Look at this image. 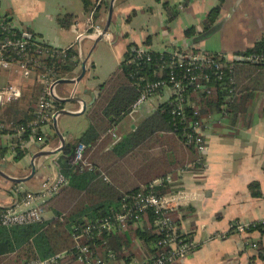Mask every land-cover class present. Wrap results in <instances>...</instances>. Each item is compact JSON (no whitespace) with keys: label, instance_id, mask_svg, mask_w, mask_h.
<instances>
[{"label":"crops","instance_id":"crops-1","mask_svg":"<svg viewBox=\"0 0 264 264\" xmlns=\"http://www.w3.org/2000/svg\"><path fill=\"white\" fill-rule=\"evenodd\" d=\"M91 2L102 6L98 22L103 28L111 0ZM217 4L218 0H115L111 29L106 38L95 48L94 39L82 41L83 59L88 57L87 72L75 97L92 102L99 86L118 68L131 44L159 53L196 49L202 56L218 55L228 59L242 55L264 37V0H226L217 22L206 30V18ZM92 11L96 15V10ZM92 11H85L82 0H0V13L8 15L13 27L36 34L44 44L62 48L76 45L78 35L88 31L87 20ZM172 13H177L174 19H171ZM66 14L74 18L70 27L63 28L58 19ZM191 28H195V35L189 38L186 34ZM213 28L216 32L208 34ZM77 60L79 66L70 79L81 74L82 57L80 60L78 55ZM8 86L22 90V97L14 103L19 109L28 108L42 93L38 78L24 76L17 64L9 68L0 66V89ZM72 89L73 84H59L56 94L65 99ZM171 96L169 88L153 95L135 110L139 113L137 118L128 116L115 129L117 137L129 133ZM28 100H31L29 104ZM63 104V109L73 112L81 109L77 103ZM9 106L0 110V125L13 130L11 123H2L12 117ZM60 117L58 128L65 134L66 144L78 139L89 127L85 114L65 116L71 119L65 118L62 122ZM208 122V128L203 131L205 168L199 173H180V191L172 194L177 199L173 217L179 234L190 239L196 247L172 264H264L259 255V249L264 250V232L255 230L246 235L221 237L236 220L247 224L264 222V96L241 111L237 119L215 115ZM43 130L44 141L28 140L27 154L22 159H17L13 150L15 134L0 136V146L9 148L0 159L4 173L26 178L31 175L35 154L53 151L62 145L53 123ZM61 155L62 152L37 158L36 174L25 184H14L0 176V206H18L28 192H39L44 181L60 175L57 160ZM253 183L259 184V197H254L250 190ZM47 217L50 214H46ZM144 225L145 221H141L137 227L144 229ZM129 237L131 242L125 239L123 251L108 255L106 264H148L154 258L152 247L148 248L133 233ZM253 243H257L258 248H253ZM74 257V254L66 257L64 253L59 264H81L73 260Z\"/></svg>","mask_w":264,"mask_h":264},{"label":"trees","instance_id":"trees-1","mask_svg":"<svg viewBox=\"0 0 264 264\" xmlns=\"http://www.w3.org/2000/svg\"><path fill=\"white\" fill-rule=\"evenodd\" d=\"M225 1L218 0L217 6L207 16L206 30L217 22ZM82 2L86 12L96 10V19L100 17L102 6L94 5L91 0ZM176 14L172 13L171 19ZM73 18L71 14L63 15L59 17L58 24L63 28L70 27ZM1 22L9 31L22 34V30L11 25L8 15L0 13V24ZM31 34V42L45 45L36 34ZM186 35L192 38L195 28L188 30ZM3 42L4 35L0 25V50ZM137 51L135 45H129L123 61L99 86L94 104L85 113L89 127L78 139L67 143L58 158L60 173L67 183L54 197L41 205L44 213L50 214V217L29 225L0 226V264H29L33 260H46L62 253L66 257L74 254L73 260H76L75 236L82 233L84 238L81 242L88 245L105 262L108 255H117L123 249L125 239L131 242L129 235L132 233L148 248L152 247L155 258L165 249L158 244L165 238V233L158 232L156 226L154 227L157 215L153 209H148L141 220L145 221L144 229L137 227L141 222L130 221L127 229L110 232L100 229L101 221L106 216L122 213L125 204L131 203L133 197L141 191H151L160 197L179 192L180 173H199L205 168L203 155L198 152L194 143L188 141V134L192 133L190 123L200 118L208 120L215 115L237 119L241 111L253 105L257 98L264 96L263 62H230L222 56L210 57L207 54L214 63L223 65L222 73L208 70L209 81H200L210 93L196 89L195 84L189 82V76L184 77V91L175 93L169 100L162 102L151 115L143 118L129 133L114 142L110 131L118 129L135 112L133 106L148 84L169 82L172 71L180 77L184 74L181 69L172 67L178 60L173 52L149 51L143 54L142 59L134 60ZM261 51H264V37L253 48L241 54L246 56ZM67 53L68 56L64 59L55 50H50L41 59L43 63L38 71L46 68L53 70L60 79L72 77L79 66V60H75L78 53L74 48H70ZM189 54L202 53L192 49ZM148 55L152 57V61H147ZM5 56L10 57V60L18 58L11 50H7ZM164 89L161 87L152 95ZM38 99L26 109H19L14 103L10 104L8 109L12 117L2 123H11L13 130L0 125V136L15 134L13 150L17 159H22L27 154L21 141L32 138L38 141L40 137H44L42 127L36 136L29 128L39 116ZM180 99L184 101L180 102ZM55 104L59 110L64 108L63 103ZM178 107H181V114L174 115L173 110ZM195 112H198L196 117ZM21 129L23 135L18 138L16 135ZM48 139L45 140L46 143ZM79 145L85 147L83 160L73 164L72 159ZM8 149L0 146V159L6 155ZM188 165L192 167H187ZM250 190L254 197L261 195L258 183L251 184ZM87 228H90L89 232H85ZM255 230L264 232V224L248 229L251 232ZM181 237L190 240L185 236ZM259 255L264 259L263 249H259ZM154 258L148 264H152Z\"/></svg>","mask_w":264,"mask_h":264},{"label":"built area","instance_id":"built-area-1","mask_svg":"<svg viewBox=\"0 0 264 264\" xmlns=\"http://www.w3.org/2000/svg\"><path fill=\"white\" fill-rule=\"evenodd\" d=\"M95 11L88 16L87 27L88 31L81 33L77 37V43L71 47H54L51 45L39 44L36 42H31L32 34L29 32H22L18 34L14 31H9V29L1 22L2 34L4 35V42L0 50V66L4 68H9L12 64H17L24 76L35 75L38 78V82L42 88V93L38 99V119L29 125V128L36 136L39 129L54 123V120H58L57 102L52 96L53 91L56 92L57 83L60 80L55 75V72L51 69H46L38 71L39 67L43 63L41 59L48 55L50 50H55L64 59L68 56V51L70 48H74L81 60L82 56V41L85 39H94L97 35L102 33V25L98 22V18H95ZM7 50L13 51V53L18 57L16 60H10V57L5 56ZM34 51V55H32ZM149 50L146 48L138 49L136 58L134 60H140L143 58V54L148 53ZM36 55V57H35ZM77 55V56H78ZM178 60L172 64V67H177L181 69L184 74L183 77L176 75L173 71L170 74L169 82L158 81L152 84H148L145 88L143 95L134 104V111L139 110V108L146 103L152 94L161 87L169 88L173 94H177L184 91L183 80L189 76V82L195 84L196 89L210 90L207 89L200 81H209L208 70H215L219 73L223 71V65L220 63H214L207 56L202 55H190V54H175ZM188 58V59H186ZM77 57L75 58V60ZM152 57L148 55L147 61H152ZM15 60V61H14ZM131 61V62H134ZM236 60H247L254 63L263 62L264 63V51L251 53L249 55H237L231 56L227 61ZM232 82V79L229 78ZM170 84V85H169ZM22 97V90L16 86H8L6 88L0 89V110L5 106L15 103ZM180 99V102H183ZM173 114H181V107L173 110ZM198 112H195V117ZM208 120L200 118L195 119L190 123V128L192 133L188 134V141L194 143L198 152L203 155L206 151V143L203 131L209 126ZM111 135L118 139L116 130L110 131ZM23 135V129L19 130L17 137L21 138ZM44 137H40L38 142L42 143ZM21 146L25 148L27 141H21ZM85 147L78 146L75 155L73 156L72 163L76 164L83 160V152ZM187 167H192L188 165ZM66 179L62 174L58 175L54 179H48L42 183L39 192H28L25 198L22 200L21 204L18 206L1 207L0 206V226L11 227L17 225H29L37 222H41L45 219L46 214L44 213L41 205L49 201L54 197L59 190L65 185ZM176 197L173 195H167L160 197L156 193L151 191H141L129 204H125L124 211L115 215L106 216L101 221L100 229L107 231H116L127 229L130 221H135L137 223L141 222L143 216L146 214L148 209H153L154 213L157 215L154 221L158 232H164L165 238H163L158 244L163 246L165 249L158 256H156L152 264H172L176 260L182 259L187 256L193 249L194 243L191 240H186L181 237L178 231V225L173 219V213L176 210ZM257 224H264V222L254 223V224H233L232 227L237 234L245 232L251 226H256ZM101 230V231H102ZM90 228H87L85 232H89ZM84 238V233L76 235V251L77 260L81 264H106L103 258L95 254L90 247L81 242ZM256 244H252L253 248H257ZM64 256V253L58 254L46 260H33L29 264H59L60 259Z\"/></svg>","mask_w":264,"mask_h":264},{"label":"water","instance_id":"water-1","mask_svg":"<svg viewBox=\"0 0 264 264\" xmlns=\"http://www.w3.org/2000/svg\"><path fill=\"white\" fill-rule=\"evenodd\" d=\"M114 1L115 0H111V3L109 4V13H108V18H107V21L105 23V25L103 26V29H102V33L97 35L96 38H94L95 42H94V46L93 48H95V46L101 42L103 39L106 38L107 34L109 33V30L111 29V24H112V19H113V12H114ZM216 32V28H213L212 30H210L208 32V34H213ZM87 62H88V57H86L85 59H82V62H81V74L79 77L77 78H74V79H70V78H62L58 81L57 85L59 84H73V89L71 91V94L68 98H65V99H61L57 96L56 92L53 91L52 93V96L54 97V99L57 101V102H60V103H77V104H80L81 105V109L79 111H76V112H73V111H70V110H66V109H61L57 112V115L58 117L60 116H81V115H84L87 111V109L92 106L95 102V99L96 97H94L93 101L88 103L86 100H83L81 98H76L75 97V93L77 92V89L79 87V84L80 82L83 80V78L85 77L86 75V72H87ZM59 119V118H58ZM54 128H55V131L58 135V137L60 138L61 140V143L62 145L56 149V150H53V151H49V150H44V151H41V152H38L37 154H35L32 158V161H31V168H32V172H31V175L26 177V178H15V177H11L9 176L8 174L4 173L3 170H1L0 168V176L14 184H25L28 180H30L35 174H36V171H37V166L35 164V161L37 158H40V157H46V156H51V155H56L58 153H61L63 152L64 150V147L66 145V139H65V134H63L62 132H60L59 128H58V120H54ZM81 146V145H79Z\"/></svg>","mask_w":264,"mask_h":264},{"label":"rangeland","instance_id":"rangeland-1","mask_svg":"<svg viewBox=\"0 0 264 264\" xmlns=\"http://www.w3.org/2000/svg\"><path fill=\"white\" fill-rule=\"evenodd\" d=\"M173 53H175V54H181V52L180 51H175V52H173ZM183 54H189V52H182ZM30 101L31 100H28V104L30 103ZM139 113H136V112H133L129 117H132V118H137L136 116L138 115ZM61 118V122L63 121V120H66L65 118H67V119H71V118H69V117H65V116H61L60 117ZM138 121V120H137ZM136 121V122H137ZM113 137V136H112ZM113 139H114V142H116L117 140H116V138H114L113 137ZM106 180H108V178L106 177ZM46 218V217H45ZM174 218V217H173ZM257 223H259V222H257ZM233 224H243V225H246L247 223H244V222H240V221H234V222H232L231 224H230V230H229V232L227 233V234H223V236H221L222 238H226L227 236H229V234H237L236 233V231L234 230V228L232 227V225ZM251 224H254V223H251ZM251 224H249V225H251ZM249 229V228H248ZM249 232V231H248ZM247 234V230L245 231V232H241V235H246ZM254 244H256L257 246V248H258V244L257 243H254ZM196 247V246H195ZM195 247H194V249H195Z\"/></svg>","mask_w":264,"mask_h":264}]
</instances>
